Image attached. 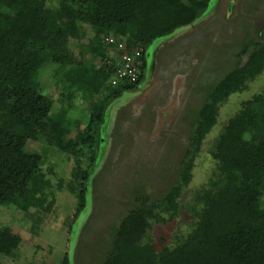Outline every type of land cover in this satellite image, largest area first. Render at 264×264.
<instances>
[{"label": "rangeland", "instance_id": "374dc122", "mask_svg": "<svg viewBox=\"0 0 264 264\" xmlns=\"http://www.w3.org/2000/svg\"><path fill=\"white\" fill-rule=\"evenodd\" d=\"M44 2L53 9L59 0ZM44 12L47 18L52 16L50 10ZM11 17L21 20L18 14ZM51 30L78 63H44L25 85L50 99L57 127L35 129L0 108V139L23 136L25 151L44 160L52 207L41 209L31 193L0 199V229L8 228L19 237L10 254L0 253V264H102L112 228L134 207V197L147 193L153 200L181 184L177 215L172 220L166 217V222L151 219L144 244L152 247L149 254L158 253L173 236L189 230L196 194L209 190L217 176L213 153L229 119L243 102L264 90L263 68L245 81L244 89L217 102L214 123L196 141L191 127L208 87L237 64L249 39L264 33V0H210L194 23L153 42L142 85L117 96L105 86L108 73L102 68L112 52L104 56L98 52L105 49L96 43L93 29L81 24L76 33L57 22ZM110 38L101 35L99 40L106 44ZM93 52L104 59L97 58L91 66ZM101 112L105 120L99 157L86 183L82 171L88 159L68 146L77 131L75 121L83 129L89 115ZM70 122L65 135L63 127ZM185 167L189 169L184 182ZM83 184L86 207L75 219Z\"/></svg>", "mask_w": 264, "mask_h": 264}, {"label": "trees", "instance_id": "16d2710c", "mask_svg": "<svg viewBox=\"0 0 264 264\" xmlns=\"http://www.w3.org/2000/svg\"><path fill=\"white\" fill-rule=\"evenodd\" d=\"M44 1L0 0V108L23 118L35 129L57 124L51 118L50 99L28 88L25 81L44 63H78L63 40L52 33L54 24L63 22L76 33L81 24L93 29L96 43L105 49L98 52L102 56L112 52L108 64L102 61V68L108 73L105 86L117 96L142 85L148 66L146 54L153 42L194 23L210 2L59 0L50 9ZM49 10L52 16L47 18L44 11ZM13 14L21 20H13ZM101 35H110L112 41L100 42ZM133 49L141 51L137 81L112 84L120 54ZM101 54L93 52L88 65L93 66ZM237 56V64L208 87L196 110L191 127L196 141L214 123L217 102L230 92L244 89L245 81L263 70L264 33L249 39ZM104 120L101 112L89 115L83 129L77 120L74 124L77 131L68 148L75 155L87 157L88 165L82 171L86 183L99 157ZM71 127V122L64 126L63 134ZM25 141L23 136L13 134L0 139V199L10 201L31 193L38 198L39 207L48 211L53 201L52 184L42 170L44 160L26 152ZM213 155L217 176L209 190L196 194L194 216L190 213L186 234L173 236L175 241L172 239L158 253L149 254L152 247L145 245L144 240L151 229V219L166 222V217L172 220L177 215L182 186L172 185L166 194L153 200L147 193L139 194L134 197V207L112 228L102 264H264V90L243 102L229 119ZM188 169L184 168V182ZM86 193L83 184L75 219L86 207ZM18 238L10 229H0V253L10 254L17 247Z\"/></svg>", "mask_w": 264, "mask_h": 264}, {"label": "built area", "instance_id": "2783aa9c", "mask_svg": "<svg viewBox=\"0 0 264 264\" xmlns=\"http://www.w3.org/2000/svg\"><path fill=\"white\" fill-rule=\"evenodd\" d=\"M111 42L112 38L109 39ZM141 51L133 49L130 52L124 50L116 62V71L112 78V84L118 85L122 80L124 83H134L138 79L139 68L141 66Z\"/></svg>", "mask_w": 264, "mask_h": 264}, {"label": "water", "instance_id": "95a60500", "mask_svg": "<svg viewBox=\"0 0 264 264\" xmlns=\"http://www.w3.org/2000/svg\"><path fill=\"white\" fill-rule=\"evenodd\" d=\"M150 53H151V52L148 50V51H147V54H146L147 58H149Z\"/></svg>", "mask_w": 264, "mask_h": 264}]
</instances>
